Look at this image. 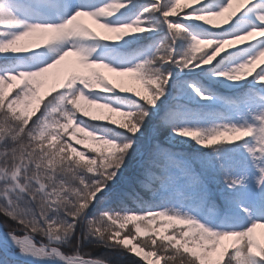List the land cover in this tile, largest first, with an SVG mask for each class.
<instances>
[{"label":"snow or ice","instance_id":"snow-or-ice-1","mask_svg":"<svg viewBox=\"0 0 264 264\" xmlns=\"http://www.w3.org/2000/svg\"><path fill=\"white\" fill-rule=\"evenodd\" d=\"M262 61L264 0H0V264H264Z\"/></svg>","mask_w":264,"mask_h":264},{"label":"rangeland","instance_id":"rangeland-1","mask_svg":"<svg viewBox=\"0 0 264 264\" xmlns=\"http://www.w3.org/2000/svg\"><path fill=\"white\" fill-rule=\"evenodd\" d=\"M185 11H188V10H190V9H188V8H185L184 9ZM83 22L89 27V28H91L93 31H95V32H97L98 34H101L102 32H103V30L102 29H99L95 24H93L90 20H88L87 18H84V20H83ZM74 59V58H73ZM262 64H264V61H262L261 62ZM105 75H108L109 77H111V74H109V73H105ZM126 80L127 79H129V78H125ZM136 88H137V90H141L142 91V89L140 88V86L137 84L136 85ZM224 94H226V93H224ZM40 95L41 96H44L45 95V89L44 88H41V90H40ZM230 137H227V136H225V137H221V139H229ZM89 146H91V142H87V143H85V144H83V145H78V147H84L85 149H87ZM134 226L132 225V224H129L128 225V227L126 228V229H124L123 231H127L128 230V228H133ZM164 233L163 232H161V235H163ZM257 237L262 241V242H264V229H258L257 230ZM148 235L149 234H147V233H140L139 235H138V240H141V239H143V240H146L147 238H148ZM225 243H227V242H225Z\"/></svg>","mask_w":264,"mask_h":264},{"label":"trees","instance_id":"trees-1","mask_svg":"<svg viewBox=\"0 0 264 264\" xmlns=\"http://www.w3.org/2000/svg\"><path fill=\"white\" fill-rule=\"evenodd\" d=\"M227 94V93H226Z\"/></svg>","mask_w":264,"mask_h":264}]
</instances>
